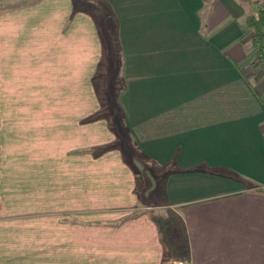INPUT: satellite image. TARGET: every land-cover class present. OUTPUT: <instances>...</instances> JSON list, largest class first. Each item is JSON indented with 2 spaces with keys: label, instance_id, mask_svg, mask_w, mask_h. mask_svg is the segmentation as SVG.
I'll use <instances>...</instances> for the list:
<instances>
[{
  "label": "crops",
  "instance_id": "1",
  "mask_svg": "<svg viewBox=\"0 0 264 264\" xmlns=\"http://www.w3.org/2000/svg\"><path fill=\"white\" fill-rule=\"evenodd\" d=\"M100 1L115 17L123 124L161 177L157 206L176 213L188 264H264V80L244 33L253 4ZM99 41L76 0H0V264L172 262L137 168L94 117ZM14 70L38 82L50 72L51 97L23 95Z\"/></svg>",
  "mask_w": 264,
  "mask_h": 264
},
{
  "label": "rangeland",
  "instance_id": "2",
  "mask_svg": "<svg viewBox=\"0 0 264 264\" xmlns=\"http://www.w3.org/2000/svg\"><path fill=\"white\" fill-rule=\"evenodd\" d=\"M76 5L78 6V11H85L92 16L97 28V35L100 38L99 42L101 46V54L98 57V62L97 60L96 63L94 62L95 69L93 73V87L95 92V100H97V110L95 111L94 117H100L106 120L110 131L115 136V139L111 145L118 146L121 149L126 161H128V163L134 168H137L138 182L136 192L139 196V201L141 204H150L149 206L152 208L147 209H150L153 212L157 211L156 215H158L162 220L161 225L163 227V233L166 239L170 241V250L173 253L171 257L172 262L169 264H188L187 255L185 253L186 251L185 249L183 250L181 248L185 244L183 240L184 234L181 231L180 222L176 217V213L168 211L165 213L163 207L157 206L158 203L162 201L161 177L160 175L156 174L155 166L153 164H149V162L144 157H142L141 153L136 149L133 139L129 134V130L126 129L123 124L121 112L117 104V92L121 86V56L119 53L117 40L115 39V17L106 7V5L102 4L100 0H76ZM45 58L51 57H43V59ZM39 67L40 66H38V68ZM86 70L88 71L89 68ZM86 70L83 69L85 76ZM249 70L251 75H253L252 73L256 74V78L261 77V70L258 68L255 62H250ZM19 72L20 71L16 72V70H14L13 73H8V75L15 76V74H17L24 77V82H27L28 84L26 83V85L28 86L25 89L20 90L22 91L23 95H30L32 91L38 90L40 91V96L51 97L52 89L49 87V85H53V83H51L53 80H51L50 72H43L44 74L42 77H40L39 82L34 81L39 78L37 77L38 74L36 75V78L30 79L29 77L26 78L29 72L21 74ZM256 78L251 76V80L254 82ZM40 82L45 83V85L40 87ZM30 83H33L34 85H31ZM18 89L19 88H15L13 90L16 91ZM70 91L72 92L71 89L66 90L67 94ZM54 96H56V94H54ZM46 102H50V99H47ZM44 105L46 106L48 104ZM102 148H104V146H102ZM152 205H155L156 207ZM138 211L140 210L132 211L130 215H136L139 213ZM171 224L172 227L176 225L180 233L175 235L174 232L170 230Z\"/></svg>",
  "mask_w": 264,
  "mask_h": 264
},
{
  "label": "trees",
  "instance_id": "3",
  "mask_svg": "<svg viewBox=\"0 0 264 264\" xmlns=\"http://www.w3.org/2000/svg\"><path fill=\"white\" fill-rule=\"evenodd\" d=\"M253 8L245 17L246 31L250 33L251 52L249 58L261 70V79L264 80V7L262 0H248Z\"/></svg>",
  "mask_w": 264,
  "mask_h": 264
}]
</instances>
